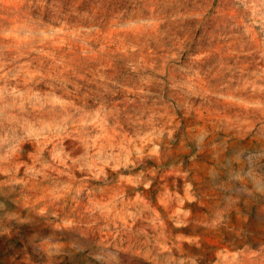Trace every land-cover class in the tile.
Returning <instances> with one entry per match:
<instances>
[{
	"label": "rangeland",
	"instance_id": "rangeland-1",
	"mask_svg": "<svg viewBox=\"0 0 264 264\" xmlns=\"http://www.w3.org/2000/svg\"><path fill=\"white\" fill-rule=\"evenodd\" d=\"M0 264H264V0H0Z\"/></svg>",
	"mask_w": 264,
	"mask_h": 264
}]
</instances>
